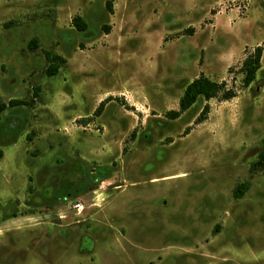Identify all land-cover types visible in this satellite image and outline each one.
<instances>
[{
    "label": "rangeland",
    "instance_id": "rangeland-1",
    "mask_svg": "<svg viewBox=\"0 0 264 264\" xmlns=\"http://www.w3.org/2000/svg\"><path fill=\"white\" fill-rule=\"evenodd\" d=\"M107 1L0 0V264H264V0Z\"/></svg>",
    "mask_w": 264,
    "mask_h": 264
},
{
    "label": "trees",
    "instance_id": "trees-1",
    "mask_svg": "<svg viewBox=\"0 0 264 264\" xmlns=\"http://www.w3.org/2000/svg\"><path fill=\"white\" fill-rule=\"evenodd\" d=\"M116 0H108L107 8L108 10H112L113 2ZM75 25L81 31L87 28V23L83 20L81 16H77L74 18ZM37 45V39L34 38L29 44L30 48H33L34 43ZM264 46L259 45L255 48V50L249 54V56L245 59L242 71L244 72V85L249 86L255 79L258 70L261 67V58L263 55ZM47 57L50 61V65L47 68V73L50 76L56 75L59 71L61 63L65 61V59L58 54L47 53ZM37 89H35V93L37 95ZM236 95L235 91L231 88H228L225 82H219L210 79L208 76L202 74L195 78L192 82H190L180 99V109L175 110L173 112H169V115L172 117H176L189 109L200 97H204L206 100H210L212 98L220 97L222 99H231ZM29 103L27 100L22 99H11L9 104H27ZM7 104L5 102H0V113L5 109ZM208 105L204 108L202 116L199 120H204L206 118V113L208 109ZM3 156V151L0 149V157Z\"/></svg>",
    "mask_w": 264,
    "mask_h": 264
},
{
    "label": "built area",
    "instance_id": "built-area-1",
    "mask_svg": "<svg viewBox=\"0 0 264 264\" xmlns=\"http://www.w3.org/2000/svg\"><path fill=\"white\" fill-rule=\"evenodd\" d=\"M102 183H104V181L102 182ZM109 181H107V184L109 185ZM102 186V185H101ZM74 207L75 208H77V209H79V210H84V208H85V204L83 203V202H81V201H75L74 202Z\"/></svg>",
    "mask_w": 264,
    "mask_h": 264
}]
</instances>
